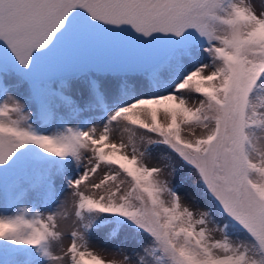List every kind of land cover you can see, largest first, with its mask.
<instances>
[{"label": "snow or ice", "instance_id": "obj_1", "mask_svg": "<svg viewBox=\"0 0 264 264\" xmlns=\"http://www.w3.org/2000/svg\"><path fill=\"white\" fill-rule=\"evenodd\" d=\"M0 264H264V0H0Z\"/></svg>", "mask_w": 264, "mask_h": 264}, {"label": "rangeland", "instance_id": "obj_2", "mask_svg": "<svg viewBox=\"0 0 264 264\" xmlns=\"http://www.w3.org/2000/svg\"><path fill=\"white\" fill-rule=\"evenodd\" d=\"M255 2H256L257 4H259V3H260V0H255ZM160 119H161V121L163 122V119H164V117H163V113L160 114ZM150 163H151V162H150Z\"/></svg>", "mask_w": 264, "mask_h": 264}]
</instances>
